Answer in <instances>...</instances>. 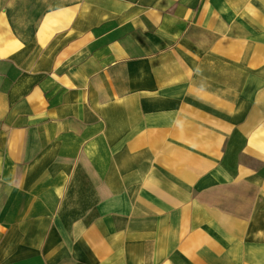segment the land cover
<instances>
[{"label":"crops","instance_id":"crops-1","mask_svg":"<svg viewBox=\"0 0 264 264\" xmlns=\"http://www.w3.org/2000/svg\"><path fill=\"white\" fill-rule=\"evenodd\" d=\"M236 4L0 0V264H264V173L227 156L264 155ZM214 169L243 208L195 199Z\"/></svg>","mask_w":264,"mask_h":264},{"label":"rangeland","instance_id":"rangeland-1","mask_svg":"<svg viewBox=\"0 0 264 264\" xmlns=\"http://www.w3.org/2000/svg\"><path fill=\"white\" fill-rule=\"evenodd\" d=\"M238 7V15L243 16V24L235 26V19H232L230 15H232L233 11H230L228 8L227 16L229 18L222 23L223 27L227 30V34L224 37L231 38L234 37V33L237 30V33H242L243 42L248 43L252 41L260 42L264 44V0H237ZM242 7V11L240 8ZM256 21L254 29L248 28L247 24L251 23V21ZM254 37V38H253ZM260 71V79L258 82L254 84H250L244 88L245 92L256 91H264V67L259 68ZM245 85V84H244ZM258 85V86H257ZM229 86L234 87L235 89H239V85L237 83L229 84ZM264 99L260 98L259 100H254L255 102H259ZM229 101H234V99H229ZM264 114V108L260 107L255 109L253 115L256 117ZM250 114L245 113L243 115L244 122L248 120ZM235 119V115L232 116ZM234 132H228V140L231 142V146L229 148V154H227L229 160L233 162L243 161L248 167L253 168L260 173H264V155H260L258 152H251L246 148V141L242 138H238L237 141L230 139L233 137ZM224 143V141H223ZM197 155H203L202 148H196ZM238 154V155H237ZM212 156L217 158V161L221 159V157H225L226 153L224 150V145L221 148H217L216 150H212ZM241 187V186H240ZM242 191L234 184L230 183H221V179L219 177V170L214 169L210 175L204 176L197 182L193 195L195 199H199L200 201H204L207 203H217L224 205L225 207H230L233 210H237L239 208V203L241 208H243L242 198L245 196H241ZM240 198V199H239ZM260 201L262 198L260 197ZM264 204L261 205V218H264ZM11 213V212H8Z\"/></svg>","mask_w":264,"mask_h":264}]
</instances>
